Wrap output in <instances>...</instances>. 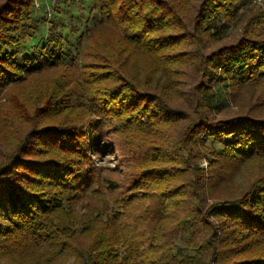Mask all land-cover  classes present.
I'll return each instance as SVG.
<instances>
[{"label":"trees","instance_id":"1","mask_svg":"<svg viewBox=\"0 0 264 264\" xmlns=\"http://www.w3.org/2000/svg\"><path fill=\"white\" fill-rule=\"evenodd\" d=\"M61 1L0 0V261L44 245L45 264H264V173L233 187L264 160V11L92 0L94 24L63 34L46 18ZM40 21L49 36L21 51ZM85 50L112 73L86 79L100 86L89 104L65 99L60 79L38 84ZM105 129L132 147L123 185L95 161ZM101 191H123L108 219L90 201Z\"/></svg>","mask_w":264,"mask_h":264},{"label":"rangeland","instance_id":"2","mask_svg":"<svg viewBox=\"0 0 264 264\" xmlns=\"http://www.w3.org/2000/svg\"><path fill=\"white\" fill-rule=\"evenodd\" d=\"M242 4L247 5L246 8L252 7L256 10L264 11V0H240L239 5ZM54 5H56V7L60 6V9H58V16L53 18V16L48 15L46 18L48 21H52L56 25L57 30L63 34H70L72 30H78V33L85 32L88 26L91 27L94 24V20L97 16V11L92 9V0H62L61 2L54 3ZM35 12L38 16H45L40 3L37 4ZM50 28V23H43L40 21L39 32H37L34 37L27 42L26 45H23L21 51L24 52L26 50H30L33 48V46L38 44L42 38L46 39L50 34ZM105 32L106 36H108L110 39H114V34L111 30H106ZM72 37L73 36L71 35V39ZM95 62L96 61L92 58V55L90 56V54L85 50L82 56L79 58L78 66L73 69L62 70L63 72H49L38 79L40 82L38 84L42 86V88L45 84L49 86L54 82L59 86L57 80L60 79L63 84L62 89L63 94L65 93V99H67L72 105L75 104L77 106V104H80V102L83 105H87L90 101H92V98L85 100L84 97H87L88 94L93 95V92H95L96 89H99L100 86L92 84L90 87H88L87 84L89 81L86 79L89 78L93 82H97L99 79H102V77L112 74L109 73L105 67L96 66ZM99 68L102 69L99 70ZM117 84L118 83L112 80L109 88H114ZM90 90L93 91L91 92ZM5 103L6 98H3L0 101V105ZM78 112V110H74L70 113L76 114ZM112 128H114V125H112ZM121 128H123V126ZM114 130L115 129L106 131L105 129V131L109 133L107 134L109 136L107 140L112 142V146L111 148L109 147L110 149H107L104 152L101 158H97L95 161L98 166L106 168L105 175L108 174L111 178L119 181L123 185V174L126 173V169L123 167V162H125V164L127 162V157L124 154H126L128 150H131L132 147L129 145V143H127L129 138L127 135H123V131H120L118 135H114L112 133ZM219 148L221 149L222 146L220 145ZM116 149L119 150V152L116 151ZM202 166L207 167V163H203ZM263 173L264 160L250 161V163L247 164L246 167L242 168L240 172H236V178L233 182V187L241 186V184H245L246 180H249L250 177H255ZM122 200L123 191L113 195L105 194L104 191H101L99 194H95L90 198L94 211L103 213L104 219L110 218L113 214L112 211H114L118 205L122 206ZM51 255L52 251H50L46 246L41 245L39 247L26 248V250L23 251L9 252L7 255H5L4 259L0 261V264H34L37 261L39 264H42V262L45 264V262H47L46 260ZM48 264L70 263L64 262L61 258H54L53 260L49 261Z\"/></svg>","mask_w":264,"mask_h":264}]
</instances>
